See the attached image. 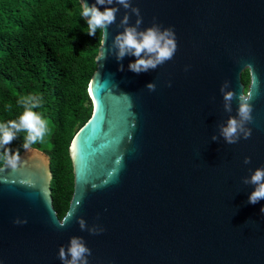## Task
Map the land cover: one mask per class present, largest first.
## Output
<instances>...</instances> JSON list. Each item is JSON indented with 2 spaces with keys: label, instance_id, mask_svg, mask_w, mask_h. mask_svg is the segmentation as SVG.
Wrapping results in <instances>:
<instances>
[{
  "label": "water",
  "instance_id": "water-1",
  "mask_svg": "<svg viewBox=\"0 0 264 264\" xmlns=\"http://www.w3.org/2000/svg\"><path fill=\"white\" fill-rule=\"evenodd\" d=\"M131 4L140 30L153 23L174 30L175 55L155 70L129 71L136 58L117 61L109 51L129 10L112 5L120 10L89 85L93 115L70 147L74 193L64 218L74 214L58 227L64 218L53 205L50 157L24 150L16 170L0 168V264H62L59 248L73 236L91 249L89 264H264V200L248 203L254 186L242 182L264 167V0ZM246 68L252 135L229 145L220 125L238 104L225 112L220 86L228 80V90L245 92ZM78 218L104 231H82Z\"/></svg>",
  "mask_w": 264,
  "mask_h": 264
},
{
  "label": "trees",
  "instance_id": "trees-1",
  "mask_svg": "<svg viewBox=\"0 0 264 264\" xmlns=\"http://www.w3.org/2000/svg\"><path fill=\"white\" fill-rule=\"evenodd\" d=\"M102 37L101 29L87 34L80 0H0V122L18 118L19 96L42 97V107L34 111L52 122V130L45 143L31 148L50 157L53 205L60 219L74 193L70 147L93 115L89 85ZM23 136L17 134L6 147L21 155ZM4 165L0 159V168Z\"/></svg>",
  "mask_w": 264,
  "mask_h": 264
},
{
  "label": "clouds",
  "instance_id": "clouds-1",
  "mask_svg": "<svg viewBox=\"0 0 264 264\" xmlns=\"http://www.w3.org/2000/svg\"><path fill=\"white\" fill-rule=\"evenodd\" d=\"M113 4L122 6L123 9L129 10L131 14L137 17L135 24L130 25L129 11H126L120 20L118 27L122 28L123 31L115 35L109 49V51L114 52L117 61H122L125 56H134L136 59L129 63L128 70L140 74L155 70L173 58L177 50L174 30L172 28L162 29L156 23L140 30L143 18L140 9L133 7L131 0H95L91 6L86 0H82L81 15L87 22V34L89 36H95L97 29H101L105 35L106 29L116 22V13L120 9L112 6ZM97 5L104 6V10L100 11ZM123 70V64H120L119 71ZM230 84V81L225 80L220 86L224 111L232 112L233 100H236L238 104L236 115L230 116L226 123L220 125V136L229 145L238 143L242 138L247 140L251 137L252 130L247 125L253 122L252 100L254 99L252 92L242 90L238 94L233 90H228ZM168 86L171 87V82ZM146 88L149 91H155L156 84L150 82ZM16 104L22 109L18 118L0 122V149H3L0 159L5 162V167L12 170H16L21 164L20 152L19 150L13 152L6 146L17 138V134H24L22 147L28 152L32 145L45 143L52 130V122L45 118L41 112L34 111V109L41 108L43 104L39 94L19 96ZM5 107L11 108V105H5ZM216 139V136L212 137L213 141ZM243 162L250 164L251 157H245ZM242 182L245 185L254 186V191L248 197V203L254 205L264 200V167L256 168L250 177H244ZM261 213H264V207L261 208ZM73 214L74 210L58 222V227L64 228ZM77 222L82 231L86 230L92 235H98L104 231L103 227L99 225L87 226L83 218H78ZM14 223L26 224L27 220L17 218ZM91 254V249L86 246L83 238L73 236L70 238L67 248L64 246L59 248L58 258L62 264H89L88 257Z\"/></svg>",
  "mask_w": 264,
  "mask_h": 264
},
{
  "label": "flooded vegetation",
  "instance_id": "flooded-vegetation-1",
  "mask_svg": "<svg viewBox=\"0 0 264 264\" xmlns=\"http://www.w3.org/2000/svg\"><path fill=\"white\" fill-rule=\"evenodd\" d=\"M248 79V81H247ZM242 83L245 86V92L248 91L249 89V85L251 83V74L248 68H246L243 72H242Z\"/></svg>",
  "mask_w": 264,
  "mask_h": 264
}]
</instances>
